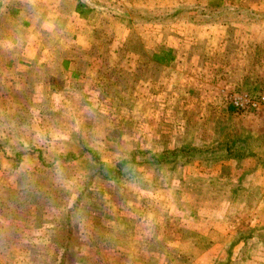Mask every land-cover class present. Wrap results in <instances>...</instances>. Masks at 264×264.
Instances as JSON below:
<instances>
[{"label": "rangeland", "instance_id": "374dc122", "mask_svg": "<svg viewBox=\"0 0 264 264\" xmlns=\"http://www.w3.org/2000/svg\"><path fill=\"white\" fill-rule=\"evenodd\" d=\"M5 1L10 7L14 0ZM81 1L88 8L85 11L95 6L98 12L95 15L85 12L83 16L87 20L93 16L97 24L110 26L95 31L101 33L95 38L97 53L107 46L103 39L108 33L115 42L124 33L123 42L116 46L114 58L108 61L110 67L116 66V70L108 72L106 78H100L102 84L108 86L99 97L104 105L94 111L87 109L81 118L72 116L71 119L64 115L59 97L50 101H46L44 94L33 99L30 97L32 89L34 93H43L47 83H42L36 89L38 91L32 85V78L31 82L19 84L23 88L17 90L14 97L19 99L22 108L15 116V148H22V153L36 148L34 153L38 154V164L29 176L2 177L0 246L6 247V251H0V264H57L60 255L54 253L53 248L67 227L80 234L82 239L69 238L68 247L77 254L67 257L64 264H156L155 259H160V264L184 261L187 253H167L173 250L171 242L166 241V234L171 229L164 226L168 215L159 210L163 199L172 198V193L164 185L177 177L178 171L154 180L143 177L145 182L151 183V188H144L139 180L138 183H121L94 174V170L101 165L105 176H111L114 165L122 161L124 155L128 159L126 152L136 151L147 154L148 159L139 156L135 172L128 174V178L140 176L137 170L141 164L150 166L153 173L161 169L170 173L171 160L157 165L150 155L173 148L221 150L226 146L223 142L226 136L233 151L246 150L248 144L264 143V106L258 111H237L228 102V95L247 94L254 99L264 96V45H260L255 56L250 51L239 57L235 39L242 35L245 38L246 30L241 33L233 31L229 36L233 43L219 45L218 54L212 60L202 49L198 61L192 66L187 55L189 47L193 53L195 51L194 45L190 46L192 38L174 25L180 19L177 10L171 14L167 12L171 4L158 9L162 12L155 15V9L150 11L142 0H129L127 9L119 3L123 0ZM247 4L244 0L240 3L242 7ZM259 13L261 21L263 13ZM8 16L0 19V30L9 25L10 30L15 31L19 48L23 36L19 26L23 21L15 16L11 18V14ZM228 16L235 21L233 15ZM249 17L250 14L244 11L236 20L244 23ZM156 20H159L161 30H152L154 44H149L150 36L146 34L149 30L142 26L147 21ZM72 50L78 52L77 48ZM155 52H159V58L155 57ZM163 52L168 53L166 59H163ZM241 69L248 70L243 78L235 75ZM220 70H226L224 73L233 78L220 76ZM86 78L89 81L92 77ZM225 80L231 85L226 87ZM40 111L60 115L53 119L41 118ZM251 134L254 141L250 140ZM1 136L0 140L3 139ZM28 138L32 139L30 143ZM92 155L99 159L98 163H93L95 165L90 158ZM200 159L198 156L197 160ZM12 162L17 165L16 158ZM135 183L140 185L138 188L143 195L135 192ZM158 185L164 189L157 190ZM134 193L138 196H133ZM133 201L141 206L133 207ZM202 210L204 208L199 209ZM114 223L117 224L115 227ZM143 233L147 236H142ZM154 233L165 236L150 235ZM93 249L103 253L93 254ZM262 258L264 256L260 255L259 259Z\"/></svg>", "mask_w": 264, "mask_h": 264}, {"label": "crops", "instance_id": "0c3cea01", "mask_svg": "<svg viewBox=\"0 0 264 264\" xmlns=\"http://www.w3.org/2000/svg\"><path fill=\"white\" fill-rule=\"evenodd\" d=\"M142 1L151 8L150 11L155 9V15L162 12L158 9H164L168 4H171L168 13L177 10L180 21L174 25L190 35V46L194 45V53L190 47L187 51L192 66L198 61L202 49L207 58L212 60L218 54L219 45L233 43L229 37L233 31L241 33L246 30L245 38L242 35L240 39H235L239 57L248 55L250 51L255 56L260 45H264V0H244L248 4L243 7L240 5L243 0H181L179 3L177 0ZM11 3L13 5L9 7L5 0H0V19L9 18L11 14V18L15 16L23 21V25L19 26L23 36L18 48L15 31L10 30L9 25L0 30V136L3 138L0 140V183L8 175L29 176L38 164V154L34 153L37 152L36 148L17 156L16 166L12 162L15 153L22 149L15 148V116L22 108L19 99L14 97L15 92L23 88L19 84L31 82L32 78L36 90L42 83L60 82L62 89L73 93L77 87V79L73 76L76 75L78 80L85 78L86 86L90 82L93 85L97 79L106 78L108 72L116 70V66L110 67L108 61L114 58L116 46L121 45L125 37L122 32L117 43L108 33L103 39V44L107 46L97 53L95 38L101 33L95 31L110 26L97 24L93 16H90V20L83 16L85 12L98 14L95 6L85 11L88 8L81 0H14ZM119 3L127 9L129 0ZM244 11L250 17L240 23L236 18ZM259 12L263 13L261 21ZM228 14L233 15L235 21ZM158 22L147 21L142 26L151 32L146 33L150 36L149 44H154L152 40L155 35L152 32L154 29L159 30ZM128 25L132 28L130 23ZM38 47L41 49L38 50ZM75 48L79 53L72 50ZM45 52L47 54L43 57ZM155 54L159 58V52ZM218 72L220 76L233 78L224 73L226 70ZM237 74L243 78L248 70H237ZM175 76L180 75L175 73ZM86 77L92 78L88 81ZM225 85L228 87L231 83L225 80ZM57 137L60 138V135ZM250 140L254 141L253 134ZM223 142H226V146L220 151V160H194L182 166L174 162L170 173H164L163 169L153 173L147 164L138 166L137 174L148 179L154 175L157 179L163 174L171 175L175 170L178 171V176L164 185L172 193V198L166 197L162 200V206H157L160 212L168 215L164 226L171 229L166 234V241L171 242L173 250L167 253L189 255L184 257V261L173 264H198L202 261L203 264H264V259H259L260 255L264 256V143L256 146L248 144L246 150L233 151L227 144V136ZM164 188L158 185L157 190ZM135 192L143 195L138 188H135ZM136 193L133 196H138ZM132 205L135 208L141 206L134 201ZM199 207L204 210L199 211ZM141 209L139 212L142 215ZM116 225L114 223V227ZM141 235L147 236L146 233ZM150 235L165 236L162 233ZM5 248L0 246V251L5 252ZM155 260L156 264H160V259Z\"/></svg>", "mask_w": 264, "mask_h": 264}, {"label": "trees", "instance_id": "16d2710c", "mask_svg": "<svg viewBox=\"0 0 264 264\" xmlns=\"http://www.w3.org/2000/svg\"><path fill=\"white\" fill-rule=\"evenodd\" d=\"M167 52H163V59H166L165 56L167 55ZM162 59V60H163ZM77 79V87L76 90L73 93H67L65 89H62L61 86L62 84L60 82H54L51 84L46 85V89L43 91V93L36 92L34 93L33 89L30 94L32 96V99L44 94V98L46 101H50L51 98H58L59 101L63 102V108L62 112L64 115H67L68 118L73 119L72 116H75L76 118H81L82 116L85 115V111L87 109H92V111L98 109V106L104 105L103 99H99L101 97L100 95L102 93H105L107 90V84L104 83L102 84L101 79H97L96 83H93V85H88L86 86L84 79L78 80L76 75H73ZM96 89V90H95ZM44 104H47L44 103ZM107 107H105L106 109ZM60 114H55L54 112H46V111H40L39 116L43 118L42 116L50 117L51 119L56 118L57 116L59 117ZM62 133V132H59ZM30 138L27 139V142L30 143ZM23 149H19L18 152L15 153L14 160L17 156L22 154ZM222 150V149H221ZM221 150L219 149H214L210 147H200V148H194L192 150L184 148V149H175L173 148L170 151H166L165 149H162L160 153L156 155H150V159L152 160L153 163L157 165H162L165 163V161H170L172 163L174 162H179L180 165H184V163H187L188 161H194L197 160V157L199 156L201 159L200 160H208L210 161V157L212 156L213 161L220 160L221 158ZM128 159H126L123 156L122 161L117 162L114 165L113 171L111 176H105L103 166L99 165L97 169L94 170V174L100 175L101 177L105 179H115L119 180V182L123 183H129V182H139L145 186H149L148 188H151L150 185L151 183L145 182L144 178L140 176L134 175L133 178H128V174H133L135 172L134 168L136 166V160L139 158V156H146L147 154L144 153H138L136 151H131V152H126ZM90 158L93 163H98V158L95 155H92ZM125 158V159H124ZM93 164V165H95ZM16 166V165H14ZM13 166V167H14ZM134 170V171H133ZM132 172V173H130ZM138 175V174H137ZM156 176L154 175L153 177H150V180H154ZM138 183V182H137ZM135 183L134 185H136ZM140 187L139 184L136 185L135 188ZM138 190H140L138 188ZM76 227H74L75 229ZM67 231H63V235H60L59 237V242L54 246V253H58L60 255L58 259L57 264H64L67 257L74 256V254H77V251L71 250L70 247H68V240L69 238H74L77 237L78 240L80 238L82 239L80 234H77L76 232L70 231V227H67ZM70 233V234H69ZM15 248H19L15 245ZM93 254H102L103 252L97 249H93L92 251Z\"/></svg>", "mask_w": 264, "mask_h": 264}, {"label": "built area", "instance_id": "2783aa9c", "mask_svg": "<svg viewBox=\"0 0 264 264\" xmlns=\"http://www.w3.org/2000/svg\"><path fill=\"white\" fill-rule=\"evenodd\" d=\"M228 102L230 106L237 111H245L246 109H254L258 111L260 107L264 106V96L254 99L253 97L245 95H228Z\"/></svg>", "mask_w": 264, "mask_h": 264}]
</instances>
